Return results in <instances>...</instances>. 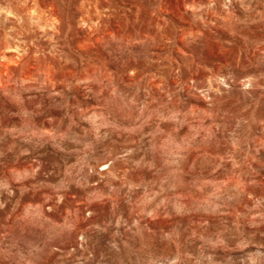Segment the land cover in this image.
Listing matches in <instances>:
<instances>
[{"label": "rangeland", "instance_id": "1", "mask_svg": "<svg viewBox=\"0 0 264 264\" xmlns=\"http://www.w3.org/2000/svg\"><path fill=\"white\" fill-rule=\"evenodd\" d=\"M0 264H264V0H0Z\"/></svg>", "mask_w": 264, "mask_h": 264}]
</instances>
